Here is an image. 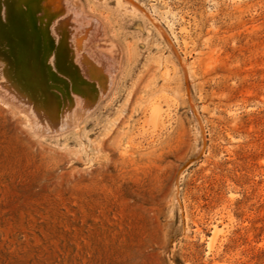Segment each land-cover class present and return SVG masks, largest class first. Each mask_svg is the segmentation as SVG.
<instances>
[{"label":"rangeland","instance_id":"374dc122","mask_svg":"<svg viewBox=\"0 0 264 264\" xmlns=\"http://www.w3.org/2000/svg\"><path fill=\"white\" fill-rule=\"evenodd\" d=\"M46 2L0 0V264H264V0Z\"/></svg>","mask_w":264,"mask_h":264},{"label":"bare ground","instance_id":"6f19581e","mask_svg":"<svg viewBox=\"0 0 264 264\" xmlns=\"http://www.w3.org/2000/svg\"><path fill=\"white\" fill-rule=\"evenodd\" d=\"M57 1H60V0H49L50 5L53 6V7L51 6L52 9H53L52 12H51V13H52V17H55V16L57 17L58 14H60V13L66 11V10L63 9V8L58 9L57 7H54V6L56 5V2H57ZM20 2H21V1H20ZM49 2H48V3H49ZM26 3H27V2H26ZM44 3H45V2H44ZM48 3L46 2V4H48ZM33 4H34V3H33ZM57 4L59 5L60 3L57 2ZM9 5H10V4H9ZM37 7L39 8V6H37ZM49 7H50V6H49ZM58 7H59V6H58ZM17 8H18V7H17ZM20 8H22V7H20ZM67 8H69V7H67ZM3 9H4V8H3ZM28 9H29V6H28ZM32 9H34V8L32 7ZM35 9H36V8H35ZM1 10H2V9H1ZM38 10H39V9H38ZM41 10H42V9H41ZM47 10H49V9H47ZM59 10H60V11H59ZM71 10H72V9H71ZM7 11H8V10H7ZM19 11H20V10H19ZM25 11H26V10H25ZM45 12H46V9H45ZM10 13H11V12H10ZM23 13H24V12H23ZM34 13H35V12H34ZM36 13H38V12H36ZM46 13H47V12H46ZM46 13H43V14H46ZM48 13H49V12H48ZM0 14H1V13H0ZM24 14H25V13H24ZM38 14H39V13H38ZM38 14H36V15H38ZM71 14H72V13H71ZM10 15H11V14H10ZM39 16H40V15H39ZM58 16H59V15H58ZM69 16H70V12H69V13L67 12V13L65 14L64 17L60 18L59 23L61 22V24H63L62 22H63V21H66L65 19H67ZM29 17H30V16H28V18H29ZM2 18H3V16H2ZM28 18H27V19H28ZM37 18H38V17H37ZM44 18H45V17H44ZM46 18H47V17H46ZM50 18H51V17H50ZM69 18H70V17H69ZM27 19H26V21H27ZM29 19H30V18H29ZM55 19H56V18H55ZM52 20H53V19H52ZM1 21H2V20H1ZM44 21H45V20H44ZM2 22H4V21H2ZM53 22H54V21H53ZM67 22H68V21H67ZM26 23H27V22H26ZM29 23H30V21H29ZM37 23H38V21H37ZM41 23H42V22H41ZM43 24H44V23H43ZM46 24H47V23H46ZM25 25H26V24H25ZM29 25H30V24H29ZM48 25H49V23H48ZM57 25H58V24H57ZM89 25H90V24H89ZM2 26H4V25H2ZM32 26H33V25H32ZM46 26H47V25H46ZM59 26H60V25H59ZM65 26H66V25H65ZM5 27H6V26H5ZM48 27H50V26H48ZM88 27H90V26H88ZM92 27H93V26H91V28H92ZM37 28H38V27H37ZM54 28H55V27H54ZM54 28H53V29H54ZM64 28H65V27H64ZM40 29H41V27H40ZM80 29H81V27H80ZM94 29H95V31L92 32V34L90 33L92 37L98 35V33H97V32H98V28H97V29L94 28ZM54 30H56V28H55ZM63 30H64V29H63ZM68 30H69V29H68ZM31 31H32V30H31ZM31 31H30V32H31ZM52 31H53V30H52ZM57 31L60 32V30H57ZM71 31H72V30H71ZM83 31L88 32L87 29H86V30H83ZM40 32H41V31H40ZM46 32H47V31H46ZM54 32H55V31H54ZM54 32H53V33H54ZM65 32H66V31H65ZM85 32H83V33H85ZM89 32H90V29H89ZM89 32H88V33H89ZM1 33H2V32H1ZM3 33H6V32H3ZM14 33H15V31H14ZM27 33H28V31H27ZM33 33H34V32H33ZM48 33H49V32H48ZM50 33H51V29H50ZM50 33H49V34H50ZM41 34H43V33H41ZM85 34H86V33H85ZM90 34H88V35H90ZM59 35H60V34H59ZM29 36H30V35H29ZM46 36H47V35H46ZM56 37H57V34H56ZM81 37H82V36H81ZM89 37H90V36H89ZM58 38H59V37H58ZM78 38H79V37H78ZM36 39H37V38H36ZM59 39H60V38H59ZM59 39H58V40H59ZM37 40H38V39H37ZM39 40H40V39H39ZM41 40H43V39H41ZM54 40H55V39H54ZM72 40H73V39H72ZM56 41H57V40H56ZM56 41H55V42H56ZM76 42H77V41H76ZM2 43H4V42H2ZM5 43H6V42H5ZM37 43H38V41H37ZM39 43H40V42H39ZM0 44H1V43H0ZM29 44H30V43H29ZM2 45H3V44H2ZM4 45H5V44H4ZM4 45H3V46H4ZM19 45H20V44H19ZM37 45H38V44H37ZM74 45H75V44H74ZM80 45H81V44H80ZM48 46H49V45H48ZM48 46H47V48H48ZM87 46H88V45H87ZM0 47H1V45H0ZM40 47H41V46H40ZM76 47H77V45H76L74 48H76ZM81 47H82V46H81ZM7 48H8V47H7ZM24 48H25V47H24ZM38 48H39V47H38ZM42 48H43V47H42ZM85 48H86V47H85ZM93 48H94V47H93ZM31 49H32V48H31ZM35 49H36V48H35ZM53 49H54V47H53ZM77 49H79V48L77 47ZM59 50H60V49H59ZM62 50H63V49H62ZM26 51H27V50H26ZM46 51H47V50H46ZM51 51H52V50H51ZM72 51H73V50H72ZM92 51H93V50H92ZM40 52H41V51H40ZM42 52H43V51H42ZM76 52H77V50H76ZM22 53H23V52H22ZM34 53H35V52H34ZM54 53H55V52H54ZM62 53H63V52H62ZM72 53H73V52H72ZM35 54H36V53H35ZM46 54H47V53H46ZM15 55H17V54H15ZM27 55H28V54H27ZM31 55H32V54H31ZM51 55H52V52H51ZM54 55H55V54H54ZM83 55H84V54H83ZM93 55H95V54H93ZM11 57H12V56H11ZM27 57H28V56H27ZM53 57H54V56H53ZM73 57H74V56H73ZM1 58H2V57H1ZM71 58H72V56H71ZM76 58H78V57H76ZM96 58H97V57H96ZM3 59H5V58H3ZM8 59H9V57H8ZM32 59H33V58H32ZM48 59H49V58H48ZM54 59H55V58H54ZM79 59H80V58H79ZM107 59H108V58H107ZM55 60H56V59H55ZM62 60H63V59H62ZM73 60H74V59H73ZM75 60H76V59H75ZM75 60H74V61H75ZM13 61H14V60H13ZM31 61H32V60H31ZM77 61H81V60H76V62H77ZM0 62H3V61H0ZM40 62H41V61H40ZM56 62H57V61H56ZM14 63H15V62H14ZM30 63H31V62H30ZM46 63H47V62H46ZM46 63H44V64H46ZM77 63H78V62H77ZM82 63H83V62H82ZM101 63H102V62H101ZM47 64H48V63H47ZM74 64H75V63H74ZM83 64H84V63H83ZM97 64H98V63H97ZM2 65H3V63L1 64V67H2ZM78 65H79V63H78ZM84 65H85V64H84ZM31 66H32V65H31ZM46 66H47V65H45V68H46ZM4 67H5V66H4ZM6 67H7V66H6ZM39 67H40V66H39ZM77 67H78V66H77ZM11 68H12V67H11ZM15 68H16V67H15ZM45 68H44V69H45ZM80 68H81V67H80ZM1 69H3V67H2ZM20 69H21V68H20ZM64 69H65V68H64ZM66 69H67V68H66ZM84 69H85V66H84ZM84 69H82V70H84ZM86 69H87V65H86ZM86 69H85V70H86ZM6 70H7V69H6ZM18 70H19V69H18ZM22 70H23V69H22ZM72 70H74V68H73ZM80 70H81V69H80ZM87 70H88V69H87ZM0 71H1V70H0ZM4 71H5V70H4ZM56 71H57V70H56ZM11 72H12V71H11ZM17 72H19V71H17ZM32 72H33V71H32ZM32 72H31V73H32ZM40 72H41V71H40ZM58 72H59V71H58ZM85 72H86V71H85ZM3 73H4V72H3ZM3 73H2V74H3ZM38 73H39V71H38ZM82 73H84V72H82ZM12 74H13V72H12ZM22 74H23V73H22ZM41 74H42V73H41ZM46 74H47V73H46ZM3 75H4V74H3ZM6 75H8V74H5L4 76H6ZM32 75H33V74H32ZM48 75H49V72H48ZM53 75H54V73H53ZM85 75H89V73H88V74L85 73ZM4 76H3V77H4ZM18 76H19V74H18ZM23 76H24V75H23ZM56 76H57V75H56ZM81 76H82V75H81ZM7 77H9V76H7ZM25 77H26V75H25ZM30 77H32V76H30ZM86 77H87V76H86ZM89 77H90V76H89ZM1 78H2V77H1ZM13 78H14V77H13ZM15 78H16V77H15ZM37 78H38V77H37ZM48 78H49V77H48ZM51 78H52V77H51ZM51 78H50V79H51ZM58 78H60V77H58ZM62 78H63V77H62ZM25 79H27V77H26V78H23L22 80H25ZM41 79H42V78H41ZM70 79H71V78H70ZM84 79H85V78H84ZM4 80H5V78H3V81H4ZM6 80H7V78H6ZM38 80H39V79H38ZM42 80H43V79H42ZM54 80H55V79H54ZM64 80H65V79H64ZM81 80H82V79H81ZM3 81H2V82H3ZM13 81H14V80H13ZM31 81H32V80H31ZM31 81H30V82H31ZM56 81H59V80H56ZM67 81H69V80H67ZM85 81H86V80H85ZM85 81H84V82H85ZM87 81H88V80H87ZM89 81L91 82V80H89ZM5 82H6V81H5ZM11 82H12V80H11ZM17 82H19V81H17ZM54 82H55V81H54ZM71 82H73V81H71ZM111 82H112V81H111ZM9 83H10V81H9ZM9 83H8V84H9ZM19 83H20V82H19ZM32 83H33V82H31V85H32ZM34 83H35V82H34ZM40 83H41V82H40ZM40 83H38V84H40ZM51 83H53V82H50L49 84H51ZM59 83H60V82H59ZM41 84H42V83H41ZM71 84H72V83H71ZM1 85H2V83H1ZM16 85H17V83H16ZM36 85H37V84H36ZM42 85H43V84H42ZM76 85H77V84H76ZM79 85H80V84H79ZM91 85H92V84H91ZM25 86H26V84H25ZM38 86H40V85H38ZM45 86H46V85H45ZM56 86H57V85H56ZM64 86H65V88H66V85H64ZM69 86L72 87L71 85H69ZM82 86H83V85H82ZM82 86H81V87H82ZM88 86H89V84H88ZM10 87H11V86H10ZM10 87H9V88H10ZM22 87H24V86H22ZM36 87H37V86H36ZM43 87H44V86H43ZM51 87H53V85H52ZM60 87H62V86H60ZM12 88L14 89L15 87H12ZM12 88H11V89H12ZM34 88H35V86H34ZM37 88H38V87H37ZM77 88H78V87H76V89H77ZM107 88H109V87H107ZM2 89H3V88H2ZM5 89H6V88H5ZM26 89H27V88H26ZM28 89H29V88H28ZM54 89H55V88H54ZM68 89L71 90V88H68ZM73 89H74V87L72 88V90H73ZM78 89H79V88H78ZM88 89H89V90L91 89V91H92V88H88ZM96 89H97V88H96ZM17 90H18V89H17ZM22 90H23V89H22ZM31 90H32V88H31ZM31 90H30V91H31ZM37 90L40 91V88L37 89ZM37 90H36V91H37ZM59 90H60V88H59ZM65 90H66V89H65ZM80 90H81V89H80ZM12 91H13V90H12ZM36 91L34 90V92H36ZM39 91H38V92H39ZM81 91H83V88H82ZM93 91L96 92L95 89H94ZM28 92H29V91H28ZM31 92H32V91H31ZM34 92H33V93H34ZM57 92H58V91H57ZM75 92H76V91H75ZM83 92H85V90H84ZM89 92H90V91H89ZM12 93H13V92H12ZM17 93L19 94V92H17ZM44 93H45V96H46V95H49L48 93L46 94V92H44ZM61 93H62V92H61ZM71 93H72V91H71ZM86 93H87V91H86ZM15 94H16V93H15ZM18 94H17V95H18ZM20 94H21V93H20ZM20 94H19V95H20ZM25 94H27V93H25ZM25 94L22 93V95H25ZM38 94H39V93H38ZM38 94H37V95H38ZM58 94H59V93H58ZM73 94H74V93H73ZM6 95H7V94H6ZM27 95H28V94H27ZM31 95H32V94H31ZM31 95H30L29 97H31ZM34 95H35V94H34ZM42 95H43V93H42ZM63 95H64V94H63ZM68 95H69V94H68ZM91 95H92V94H91ZM93 95H94V94H93ZM20 96H21V95H20ZM32 96H33V95H32ZM40 96H41V95H40ZM40 96H39V97H40ZM45 96H44V98H45ZM59 96H60V94H59ZM61 96H62V95H61ZM70 96H71V94H70ZM41 97H42V96H41ZM41 97H40V100H41ZM91 97H92V96H90V98H88V99H91ZM96 97H98V96H96ZM100 97H101V96H100ZM18 98H19V97H18ZM61 98H62V97H61ZM64 98H65V97H64ZM64 98H63V99H64ZM76 98L81 99L80 97H76ZM76 98H75V99H76ZM85 98H86V96H85ZM19 99H20V98H19ZM24 99H25V98H24ZM30 99H31V98H30ZM48 99L50 100V98H48ZM48 99H47V100H48ZM51 99H52V98H51ZM67 99H68V98H67ZM67 99H66V100H67ZM71 99H72V97H71ZM49 100H48V102H49ZM56 100H57V99H56ZM56 100H55V101H56ZM24 101H25V100H24ZM28 101H30V100H28ZM36 101L38 102V100H36ZM36 101H35V103H36ZM42 101H44V99H43ZM58 101H59V100H58ZM67 101H70V102H71L70 99H68ZM67 101H66V102H67ZM72 101H73V100H72ZM88 101H89V100H88ZM46 102H47V101H46ZM61 102H62V101H61ZM64 102H65V101H64ZM82 102H83V101H82ZM85 102H86V101H85ZM90 102H91V101H90ZM95 102H97V101H95ZM35 103H34V104H35ZM38 103H39V102H38ZM44 103H45V102H44ZM44 103H43V106H40L42 110H43V108L45 107ZM49 103H50V102H49ZM55 103H56V102H55ZM62 103H63V102H62ZM71 103H72V102H71ZM73 103H74V102H73ZM75 103H76V102H75ZM78 103H81V102L78 101L77 104H78ZM87 103H88V102H87ZM87 103H85V104H87ZM45 104H47V103H45ZM52 104H53V103H52ZM64 104H65V103H64ZM77 104H76V106L81 105V104H78V105H77ZM90 104H91V103H90ZM93 104H94V101H93ZM38 105H39V104H38ZM38 105H36V107H37ZM61 105H62V104H61ZM65 105H66V104H65ZM65 105H64V106H65ZM87 105H89V104H87ZM25 106H26V105H25ZM33 106H34V105H33ZM33 106H32V107H33ZM49 106H50V105H49ZM64 106H62V107H64ZM68 106L70 107V105H68ZM71 106H72V105H71ZM83 106H84V105H83ZM83 106H81V107H83ZM42 107H43V108H42ZM51 107H52V106H51ZM51 107H50L49 110H51ZM66 107H67V106H66ZM69 107H68V108H69ZM86 107H87V106H86ZM88 107H89V106H88ZM92 108H93V105H92ZM41 109H39V110H41ZM55 109H56V107H55ZM60 109H61V108H60ZM60 109H59V111H60ZM42 110H41V111H42ZM44 110H45V108H44ZM47 110H48V109H47ZM53 110H54V109H53ZM57 110H58V109H57ZM41 111H40V112H41ZM51 111H52V110H51ZM62 111H64V110H62ZM79 111H80V110H79ZM45 112H47V111H45ZM37 113H38V112H37ZM41 113H42V112H41ZM43 113H44V111H43ZM81 113H82V112H81ZM44 114H45V113H44ZM51 114H52V113H51ZM37 115H39V114H37ZM40 115H41V114H40ZM45 115H46V114H45ZM58 115H59V114H58ZM65 115H66V114H65ZM152 115H154V113H153ZM41 116H42V115H41ZM60 117H61V115H60ZM71 117H72V116H71ZM77 117H78V116H77ZM44 118H45V117H44ZM58 118H59V116H58ZM69 118H70V117H69ZM78 118H79V117H78ZM38 119H39V118H38ZM38 119H37V120H38ZM63 119H65V118H63ZM74 119H75V118H74ZM50 121H51V120H50ZM50 121H49V122H50ZM59 122H60V121H59ZM69 122H70V120H69ZM40 123H41V122H40ZM51 123H53V122H51ZM54 123H55V122H54ZM61 123H62V122H61ZM39 125H42V124H39ZM55 125H56V124H55ZM63 125H64V123H63ZM58 129H59V128H58ZM58 129H57V131H58ZM60 129H61V128H60ZM61 130H62V129H61ZM55 132H56V131H55ZM50 133H51V132H50ZM214 233H215V234L217 233V230H216V229H215Z\"/></svg>","mask_w":264,"mask_h":264},{"label":"water","instance_id":"95a60500","mask_svg":"<svg viewBox=\"0 0 264 264\" xmlns=\"http://www.w3.org/2000/svg\"><path fill=\"white\" fill-rule=\"evenodd\" d=\"M9 8L11 9L10 11H11V14H12L13 19H15V11H16V9H15L14 7H12V5H11ZM48 34H49V33H48ZM5 40L7 41L6 38L4 39V41H5ZM4 41H3V42H4ZM9 46H10L9 48H11V50L14 48V45H13L12 43H10V42H9ZM50 54H51V52H50V53L48 52V53L46 54V56H45V58H44V60H43L44 62H48L47 60H48V58H50ZM64 70H65V69H64ZM65 71H66V70H65ZM73 71L75 72V74L77 73L75 70H73ZM68 76H70V73L68 74ZM79 79H80V78H79Z\"/></svg>","mask_w":264,"mask_h":264}]
</instances>
